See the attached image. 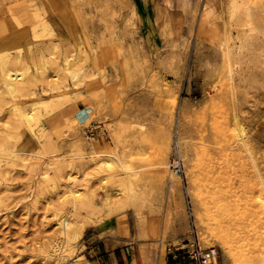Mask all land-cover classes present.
<instances>
[{
	"label": "rangeland",
	"instance_id": "rangeland-1",
	"mask_svg": "<svg viewBox=\"0 0 264 264\" xmlns=\"http://www.w3.org/2000/svg\"><path fill=\"white\" fill-rule=\"evenodd\" d=\"M204 1L0 0L5 23L39 8L54 32L39 30L33 46L58 49L54 64H46L48 57L36 50L29 53L32 60L23 66H31L28 80L36 77L29 94L11 99L0 93V264H83L90 234L119 226L156 264L179 254L191 264L188 253L196 246L215 248L214 264H234L196 217V185L187 161L196 177L230 179L223 183L227 201L207 204L209 223L231 227L232 241L249 237L245 248L254 244L250 250L259 248L264 255V0L248 2L240 22L231 18V7L243 0H212L213 28L202 29ZM20 17L19 27L24 24L29 37L35 36L34 17ZM226 30L239 44L230 62L217 45ZM11 31L0 28V37ZM241 34L240 41L236 35ZM65 56L72 60L68 68ZM75 71H81L78 80ZM57 78L62 87L51 88L49 82ZM40 101L55 103L49 112L37 106L43 130H37L38 123L34 132L14 116V107L27 106L22 111L30 112ZM175 131L184 174L180 185L159 188L152 179L157 141L166 132L173 138ZM107 147L116 151L117 163L127 161L137 169L136 177L119 169V177L114 173L104 180L107 174L95 170L91 156ZM73 182L82 186H77L78 200L65 192ZM107 199L128 209L112 213ZM63 218L87 226L72 244L60 234L57 223Z\"/></svg>",
	"mask_w": 264,
	"mask_h": 264
},
{
	"label": "bare ground",
	"instance_id": "bare-ground-1",
	"mask_svg": "<svg viewBox=\"0 0 264 264\" xmlns=\"http://www.w3.org/2000/svg\"><path fill=\"white\" fill-rule=\"evenodd\" d=\"M250 1L251 0H243V2H241V3L239 1L232 2L231 18H234L238 22H240L241 17L247 12V8H248L247 5H248V2H250ZM211 2H212V0H205L204 1L203 9L201 12V15H202L201 26L202 27L204 26L202 29H204L206 27L213 28V25H214L213 17L214 16L211 15V11H210ZM31 4L32 3H30V5ZM18 6H19V4H18ZM46 7H47V5H46ZM56 7H57V5H56ZM10 8L12 9L11 6H10ZM27 8H28V6H27ZM15 9H17V8H15ZM28 9H30V8H28ZM23 10H25V9H23ZM34 10H35L34 13L33 12L29 13L28 11H24L22 13L24 16L25 15H31L32 17H34V19L31 17V19H33L34 21L36 20L35 25H34V29H33L35 36H33L32 38L29 37L30 34H29L28 29L23 27L24 24L22 25V27H19L22 23H20L21 19L20 20H18V19L21 18L20 16L22 14H19L16 17V16H14L15 13L12 12V10L9 11L10 12L9 14H11V16H14V18H13L14 20H11L12 23H17L19 29H21L20 31L15 30L14 28H11V27H13L11 22L7 21V23H5L4 22L5 19L2 20L4 18L3 14H2V16H0V28L2 30H7L8 28L13 29V31H11L8 38L0 37V93L2 94V96L4 94L7 96H10L11 99H15V98H18L21 96L24 97L25 95L29 94V90H30L29 87L31 86L29 84V82L32 83L34 81V79H36V77H33L32 81L28 80L29 77L31 79V76L27 77L31 73L30 71H32L31 66H23V64H26V65L30 64V60H32V59H30V55H29L30 52L36 50V51H38V53L40 54L41 57H43V58L48 57L46 64H54L55 63V62H53V60L56 57L53 56L54 55L53 50L55 51L57 49L56 45L52 44L54 46H52L51 48H50V46H47V45H39L40 47H37L36 49L34 47V46H36V45H34V42H35L34 39L39 38V32H40L39 30H41L43 34L46 33L48 35H51L54 32L53 27H52V22L50 21V19L43 16L40 13L39 8L36 9V7H35ZM49 10H50V8H49ZM74 12H76L75 9H74ZM133 12H134V17H137V13H136L135 8H134ZM19 13H21V12H19ZM51 14H53V13H51ZM52 16H54V15H52ZM76 16H77V14H76ZM25 18H23V19H25ZM33 20H32V22H33ZM51 20H52V18H51ZM53 20H54V18H53ZM27 21H29V20H27ZM57 27H59V26H57ZM241 28H242V26H241ZM244 33H245V31H244ZM245 34H243V35H245ZM237 35H239V34H237ZM237 35H236V37H238L237 39H239L241 41V39L243 37L242 34L240 36H237ZM217 45H219V47L221 46V49L222 48L225 49L226 56L230 62L232 59L233 53H234L233 50H235V46L239 45V44L233 38V36L231 37L230 32L228 30H226V32L224 33L223 41H221V43L217 44ZM25 51H26V55H27L26 57L27 58H25V56H24ZM224 56H223V58H224ZM34 61H35V59L33 60V62ZM71 61L72 60H71V58H69V56L64 57V64L67 68L70 66ZM43 63H42V66L45 65ZM39 69H41V68L37 67L36 71H38ZM40 71L41 70H39L38 72H40ZM71 74H72V77L74 80H78L81 76V71H75V72H72ZM230 75L231 76L234 75V70L232 69V67L230 68ZM42 77L44 78V76H42ZM55 78H56V76H55ZM65 78H68V77H65ZM61 79H63V78H61ZM55 80H57V81L54 83H52L53 81L49 82V86L51 88L55 87L56 89H60L62 87V84H61L62 82H59L58 78ZM230 81H232V79ZM43 92H44V90H43ZM26 100H28V99H26ZM54 103L55 102H53V101H50V102H41L40 101V102L35 103L31 106V108L29 109L30 112H28V111L26 112V110L22 111L23 107L28 108L27 106L22 107L19 104H16L14 107V111L17 112L18 114L15 113L17 115L14 114V116H17L20 118L21 121L26 122L28 124V126H25V127L32 129V131H34V132L36 131L35 126L38 125V123H39L38 127H36V128L38 131L41 132L43 129H41L42 128V126H41L42 121L40 120V117H41L40 112H42V111L39 112V110H36L38 108L37 106L39 104H42L44 106L43 109L46 112L47 111L49 112L52 110V104H54ZM5 105H8V104L5 103ZM0 109L2 110L1 112H3V108L1 107ZM65 113H64V115H65ZM61 116H62V114H61ZM236 119L238 120V117H236ZM12 127L14 129H17V130L20 128V127L17 128L16 126H15L16 128L14 126H12ZM12 127L9 128V131H10V129H12ZM18 132H19V130H18ZM6 133H5V135L10 134V133L6 134ZM10 137H12V136L10 135ZM5 138H6V136H5ZM14 139H15V137H14ZM5 140H7V139H5ZM5 140H4V142H6ZM10 140H12V139L10 138ZM241 140L242 139H238V141H241ZM180 141H181V137L179 136L177 131H175L173 138H172L171 132H166L165 134H163L162 137H159V139L157 141V149H156L157 152H156V159L154 162L155 163L154 164L155 170H154V176H153V178L152 177L151 178L154 179L155 185L159 188L161 187V185H165L167 187L171 186V188H174L175 186H177V184L180 185L178 178L182 179V175L184 174V166H185V158H183L182 151H181V148L179 146L181 144ZM16 142H17V140H16ZM16 142L14 140V143H16ZM28 142H31V137L28 138ZM0 143L2 144V142H0ZM171 143H172V147H171ZM243 143H244V140H243ZM19 146H22V148L20 147L21 150L25 151L24 149H25L26 143L22 142ZM29 146H31V145H29ZM176 148H179L180 153H181V157H182L183 166H182V173H180V174L175 173V171L172 169V158H173V155H174ZM19 151H20V149H19ZM95 152L96 153H93L91 156L92 163H93V166H95V170L98 173L102 174L101 172H105L107 174V177L104 178V180H107V179L112 180L114 177V173H115V177H119L120 176L119 169L124 170L126 172L128 171V172L135 173V174L130 173L129 174L130 178H131V176L136 177L137 169L130 167L128 165L127 161L124 163V161H122V159L120 157L119 158L122 161V163H117V161L114 159V157L116 156V151H113L110 147H107L106 149H103L102 151L96 150ZM171 152H172V154H171ZM170 155H171V159L169 158ZM154 156H155V154H154ZM2 158H4V157H2ZM2 158L0 157V159H2ZM9 158H11V157H9ZM15 158H13V159H15ZM188 158L189 157L187 155V160H188ZM69 165H70V163H69ZM187 165L189 167L188 170L190 171L189 172L190 176L192 179H194L193 182L196 185V189L194 191H192V192L196 191L195 196L193 195L196 198V217L200 220L201 223L205 224V226L208 228V231L210 232L208 237L209 238H211L210 236L214 237L213 239H215V241L220 244V246L224 249V251L226 253H228L229 256L232 257V260H233L232 262L234 264H264V255H261V252H258V249H259L258 247H256L258 249L255 251H253V249L251 251L250 250L251 248H249V246L252 247V245H254V244H251L247 247L250 251L247 248H245L248 245L247 241L250 242V239H248L249 237L248 238L245 237L247 241L242 240L243 237H241L240 240H237V242H235V240L232 241L231 240V227L227 229L221 224H217V226H214L211 223H209V221H208V218L206 215V210L208 208L207 204L208 205L209 204L214 205V204H217V202L220 203L222 201H225V202L227 201V196H228L227 195V189L223 183L225 181L230 180V179L229 178H223V177H217V176L196 177L193 174L194 172L191 169L192 164L188 163V161H187ZM168 173L170 174V176L172 175L171 176L172 178L169 180H167V176H166ZM43 176L45 178L48 177V173H44ZM70 177L71 176H69L68 178H70ZM189 180H190V178H189ZM75 182H73L72 185L67 184L65 187V189H66L65 192L68 196L73 197L74 200H78V198L80 196V193H79L80 190H78L77 186L80 185V187H82L81 186L82 182L79 181V182H81V184H78V182L77 183H75ZM106 183H107V181H106ZM119 186H120V184H119ZM121 187H123V186L121 185ZM124 195L125 194H122L119 198L120 199L124 198L125 197ZM107 200H108V203H106V207L112 213L119 212V211H125L128 209V205L124 202H118V200H109V199H107ZM57 224L60 227V234L63 236V239L67 244H72L73 242L78 241L80 239V237H82L84 235L85 230L87 228V226L84 224L78 226L77 222L75 220H73L72 218H63L61 221H58ZM255 240H258V239H255ZM244 241H246V242H244ZM254 243H256V242L254 241ZM260 249L262 250L261 247H260ZM83 264H93V263L86 260ZM161 264H163V263L161 262Z\"/></svg>",
	"mask_w": 264,
	"mask_h": 264
},
{
	"label": "crops",
	"instance_id": "crops-1",
	"mask_svg": "<svg viewBox=\"0 0 264 264\" xmlns=\"http://www.w3.org/2000/svg\"><path fill=\"white\" fill-rule=\"evenodd\" d=\"M139 246L122 226L96 229L86 241L83 257L93 264H156L153 257L139 252ZM184 259L179 254L163 264H188Z\"/></svg>",
	"mask_w": 264,
	"mask_h": 264
},
{
	"label": "built area",
	"instance_id": "built-area-1",
	"mask_svg": "<svg viewBox=\"0 0 264 264\" xmlns=\"http://www.w3.org/2000/svg\"><path fill=\"white\" fill-rule=\"evenodd\" d=\"M182 157L179 148L175 149L172 158V169L175 173H182ZM188 256L190 258L191 264H214V258H217V250L215 248H210L204 250L199 246H196L193 251H189Z\"/></svg>",
	"mask_w": 264,
	"mask_h": 264
},
{
	"label": "trees",
	"instance_id": "trees-1",
	"mask_svg": "<svg viewBox=\"0 0 264 264\" xmlns=\"http://www.w3.org/2000/svg\"><path fill=\"white\" fill-rule=\"evenodd\" d=\"M171 260V259H170Z\"/></svg>",
	"mask_w": 264,
	"mask_h": 264
}]
</instances>
